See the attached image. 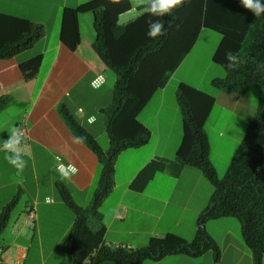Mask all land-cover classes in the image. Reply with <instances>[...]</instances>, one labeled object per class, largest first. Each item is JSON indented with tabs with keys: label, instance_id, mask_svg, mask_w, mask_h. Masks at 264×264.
Returning <instances> with one entry per match:
<instances>
[{
	"label": "crops",
	"instance_id": "0c3cea01",
	"mask_svg": "<svg viewBox=\"0 0 264 264\" xmlns=\"http://www.w3.org/2000/svg\"><path fill=\"white\" fill-rule=\"evenodd\" d=\"M90 1L93 0H0L1 13L40 23L46 30L45 37L33 49L12 59L0 60V97L12 99L0 112V145L9 139L8 131L13 126L25 128L27 143L31 145L30 156L24 157L27 167L19 176L5 160V152L0 150V214L16 197V207L24 201L17 217L16 207L11 212L7 227L0 235V264H70L69 234L76 217L59 189L65 188L74 203L83 209L93 202L98 159L83 141L77 142L78 137L59 112L61 105L71 114L75 112L78 121H84L80 122L81 126L96 140L100 137L98 130L107 134L106 118L101 110L112 102L116 78L112 88L107 89L108 73L105 72L106 81L100 88L91 85L102 65L91 48L95 38L92 40L89 34H83L82 26L93 27V15L79 17L84 42L75 52L60 40L64 9ZM130 2L132 10L121 16L122 24L139 15L135 0ZM204 33L202 30L199 38ZM198 40L179 68L193 53ZM37 57L42 59L38 72L25 81L20 64ZM179 68L138 117L147 144L124 151L116 161L114 187L98 210L100 219L92 221L94 230L104 227V245L144 248L150 239L167 234L191 241L196 234L197 220L213 194L208 187L201 199L198 185L207 186L206 179L196 169L182 166L176 157L182 139L177 89L179 84L187 83L178 80L174 98L167 107L166 100L170 82L176 78ZM151 102H155L153 109H147ZM99 114L104 116L100 127L97 126ZM58 157L64 165L77 169L70 182L61 180L56 171ZM166 180L172 185L165 186ZM197 198L201 199V205H197ZM30 209L36 213L33 228L26 225ZM209 229L206 225L207 232L221 249L220 264H253L252 255L240 236L228 230L217 240ZM146 264L215 263L212 254L206 253L198 258L177 255Z\"/></svg>",
	"mask_w": 264,
	"mask_h": 264
},
{
	"label": "trees",
	"instance_id": "16d2710c",
	"mask_svg": "<svg viewBox=\"0 0 264 264\" xmlns=\"http://www.w3.org/2000/svg\"><path fill=\"white\" fill-rule=\"evenodd\" d=\"M131 10L130 0H93L65 8L62 16L60 40L75 52L84 42L79 17L93 15L95 39L91 48L102 65L96 74L111 71L116 78L112 102L101 110L106 118L108 150L100 147L64 105L59 107L69 129L98 159L90 207L77 206L65 188L59 189L63 201L76 217L69 234L70 264H146L177 255L198 258L206 253L212 254L215 264H220L221 249L207 232L206 223L221 218L238 220L242 241L252 255L253 264H263L264 14L254 16L240 0H184L171 14L150 17L139 12L129 22L120 23L121 16ZM150 19L164 23L163 36L152 39L147 35ZM202 30L220 36L212 62L224 69L225 78L213 79L212 86L227 94H246L257 89L259 104L255 116L228 171L220 179L210 162L205 130L216 98L188 84H179L177 102L182 139L176 151L177 160L182 166L201 172L214 187L207 207L198 218L196 234L191 241L167 234L150 239L146 247L138 249L104 245V227L94 230L92 221L100 219L98 210L114 187L116 161L124 151L147 144L138 117L191 52ZM45 35L42 24L0 12V60H9L33 49ZM228 51L238 53L244 60L236 69L227 67L225 54ZM41 60L37 57L20 64L25 81L36 76ZM11 101L9 96L0 97V112ZM17 203L18 197L0 214V235Z\"/></svg>",
	"mask_w": 264,
	"mask_h": 264
},
{
	"label": "rangeland",
	"instance_id": "374dc122",
	"mask_svg": "<svg viewBox=\"0 0 264 264\" xmlns=\"http://www.w3.org/2000/svg\"><path fill=\"white\" fill-rule=\"evenodd\" d=\"M90 15L91 14H87L86 16L90 17ZM82 30L83 34H89L92 40L95 38V32L92 26L90 27L88 24L83 25ZM219 41L220 36L217 33L205 30V33L199 38L193 53L179 68L176 78L170 82L171 84L167 91L166 107L170 105V102L174 98V85L176 86L178 80L186 82L188 85L198 88L216 98V104L206 123L205 130L211 151L210 162H213L218 178L221 179L228 171L232 158L236 154L255 116L259 104V92L257 89H252L246 94H227L220 92L212 86L213 79L225 78L224 69L212 62V56ZM107 73L108 81L105 87L108 89L112 88L115 76L111 71ZM152 101L156 100L153 99ZM154 105L155 102H151L147 109H153ZM73 113L75 112L72 111V115H74ZM103 117L104 116L101 114L97 116L99 121L97 126H102ZM80 122L84 123V121ZM97 132V134H100V137L96 141L104 151L108 150L109 140L107 134L102 129ZM205 183H207V186L198 185V193L201 199L205 196L206 192H208V189H210L208 187H211V190L214 191V187L209 184L207 179ZM170 185H172L171 181L166 180L165 186ZM201 199H196L197 205H201ZM23 202L16 207V217L21 211ZM206 225L210 228V233L213 234L217 240L224 236L228 230H231L235 236H240V241H242L240 223L235 218L210 220Z\"/></svg>",
	"mask_w": 264,
	"mask_h": 264
},
{
	"label": "clouds",
	"instance_id": "9594fccd",
	"mask_svg": "<svg viewBox=\"0 0 264 264\" xmlns=\"http://www.w3.org/2000/svg\"><path fill=\"white\" fill-rule=\"evenodd\" d=\"M117 2V0H112ZM136 6L141 10L140 14H147L150 17H162L171 14L172 10L182 6L184 0H135ZM240 3L247 10L251 11L254 16L259 17L264 14V0H240ZM149 30L147 35L156 39L163 36L166 32L164 23L159 19L148 21ZM225 59L229 69H236L244 62L243 58L238 53L231 51L226 52ZM9 139L4 140L0 145V150L5 152V160L16 169V174L19 176L27 167V161L24 159L26 155L31 154V145L27 143V133L20 127L13 126L9 131ZM77 142H82L81 138H77ZM61 180L71 181L76 175L77 169L71 165L65 168L64 165H59L56 169Z\"/></svg>",
	"mask_w": 264,
	"mask_h": 264
},
{
	"label": "built area",
	"instance_id": "2783aa9c",
	"mask_svg": "<svg viewBox=\"0 0 264 264\" xmlns=\"http://www.w3.org/2000/svg\"><path fill=\"white\" fill-rule=\"evenodd\" d=\"M106 81V78H105V75L101 74V75H98L91 83L92 87L95 88V89H98L100 88ZM20 128H22L23 130H25V128L23 126H19ZM26 131V130H25ZM27 133V132H26ZM57 163H56V168L59 166V165H64L62 163V160L61 158H57ZM65 168H67L66 165H64ZM35 221H36V213L34 211V209H30L26 215V225L27 227L29 228H33L35 226ZM85 264H90L89 262H86Z\"/></svg>",
	"mask_w": 264,
	"mask_h": 264
}]
</instances>
